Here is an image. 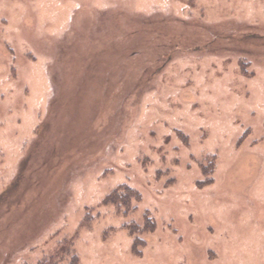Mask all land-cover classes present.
Returning a JSON list of instances; mask_svg holds the SVG:
<instances>
[{
	"label": "rangeland",
	"instance_id": "1",
	"mask_svg": "<svg viewBox=\"0 0 264 264\" xmlns=\"http://www.w3.org/2000/svg\"><path fill=\"white\" fill-rule=\"evenodd\" d=\"M69 249L264 264V0H0V264Z\"/></svg>",
	"mask_w": 264,
	"mask_h": 264
},
{
	"label": "trees",
	"instance_id": "2",
	"mask_svg": "<svg viewBox=\"0 0 264 264\" xmlns=\"http://www.w3.org/2000/svg\"><path fill=\"white\" fill-rule=\"evenodd\" d=\"M142 199V195L139 191L128 185H121L109 194L104 203L106 205H112L115 207L118 213L128 214L137 208V203ZM156 228L154 220L147 214L145 217V224L143 226V232H153ZM131 232H133L131 230ZM67 246V243H64ZM137 244V241H136ZM135 244V245H136ZM70 250V249H69ZM72 258L68 264H78V256L74 252H69ZM39 264H62L55 256L50 257L48 260H43Z\"/></svg>",
	"mask_w": 264,
	"mask_h": 264
}]
</instances>
